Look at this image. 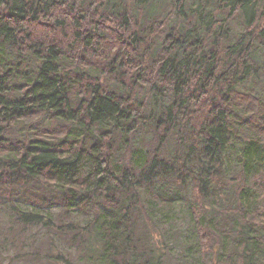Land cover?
<instances>
[{"label": "trees", "instance_id": "trees-1", "mask_svg": "<svg viewBox=\"0 0 264 264\" xmlns=\"http://www.w3.org/2000/svg\"><path fill=\"white\" fill-rule=\"evenodd\" d=\"M0 208L30 264H264V0H0Z\"/></svg>", "mask_w": 264, "mask_h": 264}, {"label": "rangeland", "instance_id": "rangeland-1", "mask_svg": "<svg viewBox=\"0 0 264 264\" xmlns=\"http://www.w3.org/2000/svg\"><path fill=\"white\" fill-rule=\"evenodd\" d=\"M55 212H57L54 217L55 222L59 223L60 212L57 210ZM77 218L79 221L83 220L80 215H74L66 221H74ZM20 226L15 223L14 218L0 208V264H30L18 257L19 252H22L21 255L30 257L38 250L43 251L47 247L45 244L47 239L53 237L61 251L62 249L75 250V247L70 246L65 235L64 237L56 235L53 231L48 233L46 229L39 226H27L26 228Z\"/></svg>", "mask_w": 264, "mask_h": 264}]
</instances>
